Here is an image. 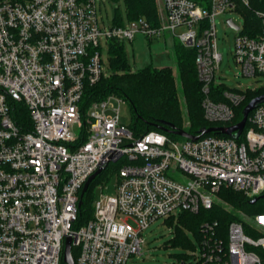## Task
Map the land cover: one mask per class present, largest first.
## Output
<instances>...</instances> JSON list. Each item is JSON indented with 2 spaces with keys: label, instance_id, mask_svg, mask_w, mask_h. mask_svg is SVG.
Wrapping results in <instances>:
<instances>
[{
  "label": "built area",
  "instance_id": "built-area-1",
  "mask_svg": "<svg viewBox=\"0 0 264 264\" xmlns=\"http://www.w3.org/2000/svg\"><path fill=\"white\" fill-rule=\"evenodd\" d=\"M251 1L163 0L159 24L138 17L127 28L102 24L99 0H0V264H66L69 237L75 264H129L151 224L217 204L232 220L224 232L204 221L195 264H264V212L235 210L220 195L230 190L252 206L264 200V103L250 114L241 143L216 135L170 140L158 131L136 137L120 123L119 106L106 114L112 97L123 101L114 94L90 105L85 123L81 109L87 88L107 71L101 41L134 42L140 32L149 42L168 35L195 50L205 120L235 125L245 91L217 83L215 19L232 13L245 20ZM255 16L259 31L226 21L246 77H264V10ZM19 104L29 127L19 124ZM124 159L116 195L102 196L93 217L77 226L87 180Z\"/></svg>",
  "mask_w": 264,
  "mask_h": 264
},
{
  "label": "trees",
  "instance_id": "trees-1",
  "mask_svg": "<svg viewBox=\"0 0 264 264\" xmlns=\"http://www.w3.org/2000/svg\"><path fill=\"white\" fill-rule=\"evenodd\" d=\"M22 1V0H13ZM250 8H244L245 22L249 26L259 31L260 22L255 16V12L264 10V0H252ZM126 8L130 20H136L138 17L145 18L151 24L157 25L161 21V16L158 11L156 0H126ZM116 25H122L121 20L115 21ZM252 30V27H251ZM110 56L111 68L114 74L111 78L105 76L95 85L87 88L84 96V101L81 105L82 115L85 116L86 111L94 102L103 100L109 95L115 94L123 101L129 102L131 111L134 116V123L131 129L136 137H140L147 132H160L165 134L170 140H181L178 136L165 131L162 122L172 123L180 130H186L190 134H198L202 128H210L218 126L219 124H210L205 120L204 109H202L203 95L201 93L202 84L197 77V67L195 66L196 52L176 43L174 46V59L176 75L174 69L171 67H152L146 66L140 68L137 72L126 70L128 61L124 50V43L120 41L111 40ZM124 72L119 76L116 72ZM116 81L124 86L121 94L113 91L112 87L106 83ZM180 85V86H179ZM112 89V90H111ZM221 90H225L223 85ZM245 99L242 104L236 109L235 119L231 122L237 124L242 120L244 107L253 99L264 93L254 94L251 91H245ZM185 99V104L183 102ZM185 107L187 113L184 114L182 110ZM16 117H19V124L21 125L28 121V111L24 105H18L14 109ZM251 116V115H250ZM185 118L188 120V126L183 125ZM250 124L248 125V128ZM29 130V128H28ZM211 136L226 137L219 133L209 134ZM245 139L244 134L238 139L241 143ZM84 138L79 140L82 143ZM90 190L84 195L82 201L83 205L78 210L77 226L85 224L93 217V210L88 206L90 202ZM223 200L233 206L235 210L244 211L248 201L244 199L241 194L234 193L230 190H222L220 192ZM264 212V207L260 210L252 211V213ZM249 213V212H248ZM233 212H229L223 205L217 204L211 210L201 211L199 214H192L183 212L178 215V230L177 237L180 241L190 245V241L182 228L192 230L197 239L200 237L201 227L204 221H217L220 224V230L225 231L228 222L232 220ZM170 222L172 220H169ZM200 241V239H199ZM73 259L76 260V251H72Z\"/></svg>",
  "mask_w": 264,
  "mask_h": 264
},
{
  "label": "rangeland",
  "instance_id": "rangeland-1",
  "mask_svg": "<svg viewBox=\"0 0 264 264\" xmlns=\"http://www.w3.org/2000/svg\"><path fill=\"white\" fill-rule=\"evenodd\" d=\"M158 11L162 14V3L163 0H156ZM98 13L100 20L106 27L114 25V22L121 20L123 27L129 28L132 20H130L127 8L126 0H99L98 2ZM228 20H233L236 23L244 24L243 17L237 14H224L217 16L215 23L217 24V37H218V50L222 54V63L219 71L216 75L218 84L223 85L224 89L237 90V91H251L254 94L264 93V77H246L242 75L241 68L235 63L234 49L235 40L237 33L234 29L227 25ZM177 31V33H180ZM102 56L106 68V78H111L114 74V70L111 68V56L110 46L105 40H102ZM124 43L125 54L127 55L128 65L126 70L131 72H137L140 68L147 65L153 67H171L174 69L176 75L175 59L174 55L170 52L160 53L156 47L159 45L157 40L155 43L148 45V40L143 33H138L134 42L129 40L122 41ZM171 47V41L168 44V48ZM117 75L121 76L124 72H116ZM111 86L113 91L121 94L124 86L116 81L106 83ZM180 86V85H179ZM111 89V90H112ZM115 95V94H114ZM117 96V95H115ZM185 104V99L183 102ZM112 104L115 107H120V123L125 127H130L134 123L133 112L129 102L122 101L119 104V99L112 97L110 99L106 114H113ZM184 114L187 113L185 107L182 109ZM183 125H190L188 120L185 118ZM182 140V139H181ZM128 162L124 159L117 163H111L103 170L104 172L90 185V202H88L89 208L93 210L95 204L101 201L102 196L113 197L116 195L117 182H118V168L119 166L125 165ZM177 179L181 180V175L177 176ZM263 204L264 200L258 205H249L244 209V212L251 213L252 211L260 210V205ZM178 216L175 217L171 222L169 220L160 219L149 226V228L143 232V239L145 244L142 246L141 255H137L129 264H195L196 257L199 256L200 243L199 239L192 230L188 228H182L190 241V245L180 241L177 237L178 230Z\"/></svg>",
  "mask_w": 264,
  "mask_h": 264
},
{
  "label": "water",
  "instance_id": "water-1",
  "mask_svg": "<svg viewBox=\"0 0 264 264\" xmlns=\"http://www.w3.org/2000/svg\"><path fill=\"white\" fill-rule=\"evenodd\" d=\"M228 22L234 29L236 30L238 29V27L231 20H228ZM262 103H264V95L256 97L244 107L243 116H242V120L240 121V123L232 125V126H228V127L214 126L210 128H202L200 129L197 135L190 134L186 130H180L172 123L170 124V123L162 122V124L166 132L172 133L184 139L187 138V139H192L194 141H197L200 139L199 137L201 135H209L215 132V133L224 135L226 137H231L235 140H238L240 136L243 134V131L245 130L248 124L247 121H248L250 114L254 110H256L257 106H259ZM103 170L104 169L101 168L100 170H98V172H96L94 175H92L87 180L86 184L84 185L85 187L80 195V200H79L80 207L83 205L82 199L84 195L87 193L88 189L90 188V185L104 172ZM256 201L257 200H253L250 202V204H254ZM65 245L66 247H65V251L63 255L64 262L66 264H75V259H73V256H72V239L70 237L67 238Z\"/></svg>",
  "mask_w": 264,
  "mask_h": 264
},
{
  "label": "crops",
  "instance_id": "crops-1",
  "mask_svg": "<svg viewBox=\"0 0 264 264\" xmlns=\"http://www.w3.org/2000/svg\"><path fill=\"white\" fill-rule=\"evenodd\" d=\"M156 40H157V42H159V45H157L156 49L160 53H163V52H167L168 53V52H170V53H172L174 55V53H173L174 46H175L176 43H179L177 40H175L172 37H170V36L167 35V36H164V37L156 38L152 42H149L148 41V45L150 46L151 44L155 43ZM170 41H171V47L168 48V44H169ZM147 66H152V65H147Z\"/></svg>",
  "mask_w": 264,
  "mask_h": 264
}]
</instances>
